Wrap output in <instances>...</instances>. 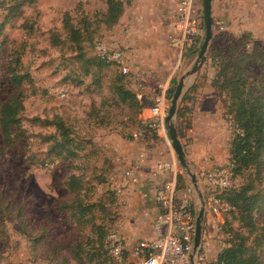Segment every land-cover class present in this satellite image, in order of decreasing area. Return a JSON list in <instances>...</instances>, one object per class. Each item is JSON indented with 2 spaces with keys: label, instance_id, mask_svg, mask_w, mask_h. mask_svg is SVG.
Masks as SVG:
<instances>
[{
  "label": "rangeland",
  "instance_id": "1",
  "mask_svg": "<svg viewBox=\"0 0 264 264\" xmlns=\"http://www.w3.org/2000/svg\"><path fill=\"white\" fill-rule=\"evenodd\" d=\"M1 1L4 0H0V3ZM199 1L202 11V0ZM123 2L124 12L117 24L111 28L103 25L94 28L93 31H96L92 39L83 45L84 50L80 53L75 52L73 44L70 43L55 46L51 43L52 35L58 31L66 37L62 26L64 13L71 14L75 22L83 14L93 20L96 12L106 9L103 1L36 0V4L24 7L20 17L6 25L3 30L7 41H12L19 50L17 55L20 56L23 71L30 74L32 83L24 84L21 88H14L9 83L4 65L12 47L7 43L2 47L0 56L3 62L0 70V105L11 97L20 95L23 110L20 114V126L15 130L16 141L8 145L4 143L0 130V264H89L87 259L79 263L72 256V249L77 244H88L85 247V251H88L90 244L94 242V235L91 234L89 226H78L79 220L71 218L68 206L74 200V194L66 186L71 175L80 176L85 183L86 196L91 202L112 193L114 201L106 206L104 212L97 214V222L102 223L105 231H120L119 221L127 205L123 193L127 178L126 171H123L125 162L118 155L117 148L129 143L138 148H146L147 144L144 138L133 140L132 133H137L140 129L136 131V123L125 120L128 112L123 106H114L108 100V83L113 74L117 73L107 66L101 70L96 68L92 59V47L93 41L97 40L119 50L123 49L111 40L113 32H117L124 25L123 21L129 19L133 8L134 0ZM7 5L9 1L0 5V16L6 11ZM25 22L27 24L23 28ZM234 25L239 28L235 23ZM244 26L248 27L246 24ZM232 29L236 31L234 27ZM203 34L204 29L194 46L198 47L196 54L188 55V49L191 48H187L179 59L172 51L170 62L168 65L164 64L168 67L166 72L160 66L147 68L148 72L152 71L148 78L151 88L146 91L147 94H152L155 98L162 87L169 107L180 77L190 72L195 65ZM239 38L240 36L227 32L224 23L213 20V36L207 57L199 72L191 79L187 92L194 86L195 88L190 91L184 103L183 99L181 101L184 111L187 110L183 121L187 119L191 125L181 143L186 151L189 170L196 178L200 169L225 167L229 163L232 127L224 111L223 99H219L216 90L211 87L216 70L210 57L215 51L226 50L230 43L238 42ZM251 38L252 44H258L264 49V33L252 34ZM165 45V49L161 47L160 55L164 56L166 51L172 50L168 37ZM250 45L247 48H252ZM141 56L146 58L145 53H141ZM151 60L154 62V59ZM249 69L261 76L264 85V72L255 66ZM136 73H140V70L133 67L125 75V80L134 89L136 97H142V82ZM62 85L67 89L64 100L50 94L51 89ZM55 119L65 120L63 123L72 133L80 139L90 140L94 146L91 148L88 145L74 161L64 154L55 156L58 149L53 147L52 140H48V137L56 135L53 126ZM127 122L128 125L125 124ZM98 123L107 125L98 126ZM165 132L166 137L156 139L154 146H149L170 155L182 183L190 184L189 177L177 161L166 128ZM91 151H95V155H90ZM187 155H193L194 158L189 159ZM247 173L232 178V185L235 188L243 185L248 180ZM95 175H102L104 183L96 182ZM166 181L168 179L163 183ZM199 189L200 192L208 191L202 185ZM259 190L264 194V182ZM62 203L66 209L60 211L58 207ZM193 206L197 216L201 205L196 193ZM231 210L233 211L229 206L226 213ZM226 213L219 216V220L205 210L202 235L203 244L208 250L205 264H214L219 252L228 246V236L222 226L226 221ZM256 223L258 227L264 226V207L257 211ZM110 226V229H106ZM234 227L239 226L236 223ZM42 234L43 240L36 242L35 239Z\"/></svg>",
  "mask_w": 264,
  "mask_h": 264
},
{
  "label": "trees",
  "instance_id": "2",
  "mask_svg": "<svg viewBox=\"0 0 264 264\" xmlns=\"http://www.w3.org/2000/svg\"><path fill=\"white\" fill-rule=\"evenodd\" d=\"M8 1L9 5L5 7L6 11H3L0 16V56L2 47L9 43L7 37L3 35L6 25L11 24L20 17L24 7L36 4V0H4L1 1L0 5L6 4ZM100 1H103L106 9L96 12L92 17L93 20L88 15L83 14L75 22L71 14L64 13L62 26L63 31H66V37L65 34L62 36L56 31L52 35L53 41L51 43L57 47L67 43L73 44L74 51L80 53L84 50L83 45L92 39L93 33L96 31H93L94 28H97L98 25L108 28L115 26L124 12L123 0ZM200 21V29L203 30L202 11ZM25 24L27 22L23 24V28ZM29 28L31 29L32 26H29ZM251 35L250 32L237 35L240 36L238 42L230 43L224 51H215L210 57V62L216 70V74L211 81V87L216 90L218 98L223 99L224 111L229 117L230 127H232L228 154V164L231 166L232 178L248 172V180L238 188L232 185L231 178V187L220 197L230 205L233 211L226 213V221L222 225L228 236V246L219 252L214 264H264V226L258 227L256 223V213L264 207V194L259 190L263 187L264 182V85H262L261 76L256 75L249 69L255 66L259 71L264 72V49L260 48L258 44H252L250 41L252 39ZM97 42V40L93 41L92 47V59L95 61L96 68L101 70L111 67L117 73V75L113 74L109 80L108 91L110 97L108 100L114 106H123L128 112L125 120L135 122L136 131L141 130L143 125L139 115L144 107L145 97L142 96L137 99L136 93L130 85H127L125 75L122 74L120 68L100 60L94 55ZM9 44L13 49L11 48L4 65L9 83L14 88L31 84L32 78L29 73L23 71L20 56L17 55L19 50L16 49L12 41ZM249 45L252 48H247ZM197 48L188 49V55L196 54L198 52ZM2 65L3 62L0 57V70ZM194 88L195 86L192 89ZM190 91L187 92L182 103L188 99ZM153 104L154 99L152 106ZM22 110L23 103L20 95H15L0 105V130L3 141L7 145L17 140L15 130L20 126ZM185 111L181 104L176 125L180 142L185 139V132L189 131L191 126L187 119L183 121ZM54 121L53 126L56 135L48 137V140H52L53 147L58 149L55 156L60 157L64 154L74 161L88 145L91 148L94 146L90 140L80 139L75 133H72L69 127L63 123L65 120L55 119ZM128 122L125 124L128 125ZM97 125L106 126L107 124L98 123ZM184 152L186 154L185 150ZM94 153L95 151H91L90 155H95ZM94 180L100 184L104 183L102 175H95ZM175 180L176 189L182 191L186 185L182 183L180 175L177 174ZM84 185L85 183L77 175H71L67 180L66 186L74 194V200L69 203L68 210L71 211L73 220H79L78 226L90 227L91 234L94 235V242L90 244L88 251H85L88 244H77L72 249V256L79 263L87 259L86 261L89 264H114L109 255L110 243L108 239L115 230L105 231L102 223L97 222V214L104 212L106 206L114 201V197L112 193H108L105 197L91 202L90 198L86 196L87 191H84ZM202 194L204 197L206 195L205 191ZM58 209L60 211L66 209L65 204H60ZM236 223L239 227H234ZM110 228L111 226L106 229ZM43 238L42 234L35 241L39 242Z\"/></svg>",
  "mask_w": 264,
  "mask_h": 264
},
{
  "label": "crops",
  "instance_id": "3",
  "mask_svg": "<svg viewBox=\"0 0 264 264\" xmlns=\"http://www.w3.org/2000/svg\"><path fill=\"white\" fill-rule=\"evenodd\" d=\"M177 2L178 0H134L129 19L124 20V25H121L117 32H113V38L111 37L116 46L120 45L123 48L120 50L127 60L129 70L131 71L133 67L140 70L136 75L142 82L141 87L144 91L142 96L145 97L144 107L139 115L141 122L152 119L150 106L154 97L146 93L151 88L148 78L152 71L148 72L147 68L160 66L165 72L168 69L172 50L166 51L167 56L160 55V50L161 47L166 48L165 40L172 30ZM196 2L197 10L200 12V1ZM212 16L213 20L224 23L225 30L233 35L243 32H250L253 35L264 33V0H213ZM243 22L248 27H245ZM234 23L239 28H236ZM233 27L236 31L232 29ZM141 53H145V59ZM151 59H154V62ZM164 136L166 137L165 129L148 132L143 137L146 140V148L142 146L138 148L132 143L117 148L118 155L125 162L123 171L130 170L142 179V184L136 185L127 178V186L123 191L127 205L119 221L120 231L117 232L128 250H131L138 241L154 238L153 221L160 213L154 200L155 191L166 179L174 178L173 173L159 169L165 163L174 162L172 157L159 148L149 146L152 144L154 146L156 139H162ZM188 158L194 157L191 155Z\"/></svg>",
  "mask_w": 264,
  "mask_h": 264
},
{
  "label": "built area",
  "instance_id": "4",
  "mask_svg": "<svg viewBox=\"0 0 264 264\" xmlns=\"http://www.w3.org/2000/svg\"><path fill=\"white\" fill-rule=\"evenodd\" d=\"M196 3V0L177 2L168 43L179 59L185 49L196 45L201 35V21ZM94 55L100 60L116 65L122 74L129 73L127 60L119 49L98 41ZM160 91L150 108L152 119L142 122L143 128L133 134V140L137 141L145 137L148 132L165 129L164 119L167 116L168 102L165 90L161 87ZM50 94L64 100L67 89L63 85L57 86L51 89ZM137 97L141 98V96ZM174 165V162H169L159 167L160 170L172 172L174 178L161 184L155 191L154 200L160 213L153 221L154 238L138 241L131 250H128L122 237L118 232H114L108 239L109 255L114 264H191L196 219L193 202L196 192L190 184H187L182 191L176 189L177 170ZM125 176L133 184H142L141 177L134 175L130 170L125 172ZM231 178L230 164L225 167L200 169L197 180L200 188L201 185L208 188L203 200L205 210L210 215L219 217L229 210L230 205L220 197L231 187ZM207 254L208 250L202 241L198 253L194 256V264H205Z\"/></svg>",
  "mask_w": 264,
  "mask_h": 264
},
{
  "label": "water",
  "instance_id": "5",
  "mask_svg": "<svg viewBox=\"0 0 264 264\" xmlns=\"http://www.w3.org/2000/svg\"><path fill=\"white\" fill-rule=\"evenodd\" d=\"M212 2L213 0H202L204 34L203 41L199 49L198 57L196 59L193 69L180 77L169 102L167 116L164 119V125L168 133V138L172 149L176 154L177 161L179 162L182 169L185 171L186 175L189 177V183L194 188L197 194V198L200 201L201 205V209L198 211V214L195 219L193 253L190 257L191 264H194V256L198 253L200 244L202 242L205 205L203 196L199 189V184L196 175L189 170L186 155L177 134L176 120L181 101L184 95L186 94L188 87L190 86L191 79L199 72L207 57V52L213 36Z\"/></svg>",
  "mask_w": 264,
  "mask_h": 264
}]
</instances>
